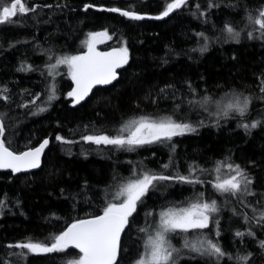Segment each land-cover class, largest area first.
Returning <instances> with one entry per match:
<instances>
[{"label": "trees", "instance_id": "1", "mask_svg": "<svg viewBox=\"0 0 264 264\" xmlns=\"http://www.w3.org/2000/svg\"><path fill=\"white\" fill-rule=\"evenodd\" d=\"M170 2L27 0L35 11L0 24V123L5 129L0 138L14 152L49 140L38 170L0 171V264L78 259L81 254L72 248L32 253L16 245L50 246L71 223L122 202L117 198L121 187L145 173L201 183L154 181L129 217L116 264L139 260L162 212L198 201L216 202L210 225L196 230L207 233L225 255L184 248L173 255L175 264H264V34L248 19L258 18L264 0H187L160 19L121 14L158 16ZM226 26L239 35L229 34ZM99 32L111 37L104 48L127 49L129 63L112 85L96 87L72 107L69 69L57 60L78 55L89 34ZM232 94L249 100L243 115L234 110L224 115L221 100ZM140 117L171 118L195 131L131 150L83 139L127 136L120 129ZM228 164L239 165L251 180V195L222 194L213 187L217 176L235 175ZM197 231L177 230L170 236L175 240V235Z\"/></svg>", "mask_w": 264, "mask_h": 264}, {"label": "snow or ice", "instance_id": "2", "mask_svg": "<svg viewBox=\"0 0 264 264\" xmlns=\"http://www.w3.org/2000/svg\"><path fill=\"white\" fill-rule=\"evenodd\" d=\"M186 3L187 0H172L166 4L161 15L155 18L166 17ZM32 11H35V8L29 7L27 0H7L6 3H0V24L12 23L13 18L27 15ZM110 11L121 12L120 9L116 8L110 9ZM121 14L131 19H143L142 16L130 11H122ZM248 19L250 23L258 25L264 34V10L259 11L258 18L249 16ZM226 31L233 36L239 35L231 26H226ZM251 35L249 33L250 37ZM105 39H111L107 32L91 33L85 42L87 46L85 54L65 56L57 60V65L65 64L68 66L69 74L75 82V88L68 93L70 97H74L75 103H79L88 96L95 85H105L115 80L117 78L116 69L127 63L126 48L113 49L110 52L96 50V44L103 43ZM261 90L264 91V87ZM52 98V96L49 97V99ZM248 105L249 100L247 98L243 101L237 99L235 103L227 104L224 115H228V110H234L243 115L247 111ZM43 110L40 109V111ZM243 126L248 127V125ZM252 127H256V124H252ZM4 131V125L0 123V137L4 135ZM192 131L195 129L191 125L177 123L171 118L153 120L149 117H140L120 129L121 133L127 132V136L123 134L114 137L88 135L84 136L83 139L95 144L114 145L117 148L127 146L131 150L134 147L171 140L174 136ZM56 139L62 140L63 138L57 136ZM47 144L48 140H45L34 150L16 154L5 146L3 139H0V169L21 172L39 167L41 153ZM227 168L229 171H234L235 175L225 179L217 176L213 187L222 194L231 193L233 196L241 191L248 192L247 186L251 180L240 169V166L228 164ZM216 171L219 172V167ZM170 179H177L186 183H201L198 179H190L186 176L168 177L145 173L142 178L129 181L121 187L117 198L123 197L122 202L109 203L103 209L102 215L73 223L66 231L54 236L50 246L26 242L18 244L16 247L27 249L32 253H47L65 251L69 246H72L78 249L81 255L78 259L70 261L69 264H116L120 249V235L128 224L129 217L136 211L137 203L141 201L154 181ZM248 194L251 195L252 193L248 192ZM217 210L215 201L211 203L198 201L185 208L168 209L162 212L159 228L154 236H148L145 242V254L137 261V264H175L173 252L178 250L172 247L167 234L177 230L188 232L189 230L205 229L209 225V214ZM261 219L264 220V212L261 213ZM248 234L252 235L251 232ZM236 235L243 236L244 233L237 232ZM261 246H264V242H261ZM184 247L201 255H215L218 258L225 255L218 244L206 238L194 242L185 240ZM238 259L246 261L247 257H239Z\"/></svg>", "mask_w": 264, "mask_h": 264}, {"label": "water", "instance_id": "3", "mask_svg": "<svg viewBox=\"0 0 264 264\" xmlns=\"http://www.w3.org/2000/svg\"><path fill=\"white\" fill-rule=\"evenodd\" d=\"M107 10H110V8H108ZM172 13V12H171ZM170 13V14H171ZM135 14H137V15H139V16H142L143 17V19H145V18H151V19H156L155 17H157V16H150V15H144V14H138V13H135ZM169 14V15H170ZM168 15V16H169ZM158 16H160V15H158ZM167 17V16H166ZM164 18V17H163ZM109 41H110V39H105V41L103 42V43H97L96 44V50L97 51H99V52H110V51H112L113 49H119V48H121V47H118V46H111V47H107V48H102V47H105V46H107L108 44H109ZM87 52V47L81 52V53H79L78 55H83V54H85ZM127 56H128V59H127V63H125V64H123L121 67H119V68H117L116 69V73H117V78L115 79V80H113L111 83H109V84H105V85H95L93 88H92V90H91V92L96 88V87H107V86H110V85H112L117 79H118V77H119V71L120 70H122L123 68H125L127 65H128V63H129V54H128V52H127ZM70 82H71V88H70V92L75 88V82L72 80V78L70 77ZM91 92L88 94V96H86L83 100H81L79 103H75V99H74V97H70V105L72 106V107H76V106H78V105H80V104H82L89 96H90V94H91ZM1 139V138H0ZM45 140H48L47 138H45V139H43L40 143H38L37 145H35L34 147H31V148H27V149H24V150H22V151H20V152H14V153H16V154H20V153H23V152H26V151H29V150H34V149H36V148H38ZM48 145H49V140H48V144H47V146L43 149V151H42V153H41V156H40V166H41V160H42V157H43V154H44V152H45V150L48 148ZM10 150V149H9ZM10 151H12V150H10ZM40 166L39 167H37V168H32V169H28V170H25V171H21V172H13L11 169H0V171H11V172H13V173H15V174H18V173H29V172H33V171H36V170H38L39 168H40ZM102 215V214H101ZM97 216H99V215H97ZM94 217H96V216H93V217H87V218H83V219H80V220H84V219H91V218H94ZM77 221H79V220H77ZM77 221H75V222H77ZM75 222H73V223H75ZM73 223H71L70 225H68L65 229H64V231H66ZM125 229V228H124ZM63 231V232H64ZM124 232V231H123ZM123 232L121 233V235H120V240H121V236H122V234H123ZM69 248H72V249H75L74 247H72V246H69ZM75 250H77V251H79L78 249H75ZM119 253V252H118ZM117 258H118V255H117ZM117 261V260H116Z\"/></svg>", "mask_w": 264, "mask_h": 264}, {"label": "rangeland", "instance_id": "4", "mask_svg": "<svg viewBox=\"0 0 264 264\" xmlns=\"http://www.w3.org/2000/svg\"><path fill=\"white\" fill-rule=\"evenodd\" d=\"M238 95H236V94H232V95H230V96H225L224 98H222V100H221V106L223 107L222 108V111L224 112V110L226 109V106H227V104H229V103H235L236 101H237V99H238ZM223 101H226L225 103H223ZM228 111H230V110H228ZM228 177H230L231 175H227ZM188 206H190V205H188ZM188 206H185V207H188ZM185 207H182V208H185ZM167 211V210H166ZM211 214V213H210ZM210 214H209V217H210ZM159 221H160V217H159V219H158V222H157V224L158 225H155V227H154V230L153 231H151L150 233H148L147 234V236H146V240H147V238H148V236H154L155 235V233H156V231L158 230V228H159ZM209 225H210V219H209ZM208 225V226H209ZM199 230V229H198ZM190 231H192V230H189V232ZM195 231H197V230H195ZM184 236V237H183ZM182 237V241H183V243H185V240H188V241H190V242H194V241H197V240H200V239H209V240H211L210 239V236L207 234V233H204V232H198L197 231V233H194V234H191V235H188V234H186V233H180V234H178V235H175V240L170 236V233H168L167 234V238L170 240V242H171V245H172V247L173 248H175V249H177L178 251H176V252H174V256L175 255H179V254H181L183 251H184V245L183 244H181V243H179L178 244V242L179 241H181V239H179V238H181ZM178 239H179V241H178ZM176 241V242H175ZM178 241V242H177ZM146 242V241H145ZM186 249H188V248H186ZM145 251L146 250H144L143 252H142V254H141V256L139 257V259L145 254ZM138 261V260H137ZM137 261H136V263L135 264H137Z\"/></svg>", "mask_w": 264, "mask_h": 264}, {"label": "bare ground", "instance_id": "5", "mask_svg": "<svg viewBox=\"0 0 264 264\" xmlns=\"http://www.w3.org/2000/svg\"><path fill=\"white\" fill-rule=\"evenodd\" d=\"M158 225V224H157ZM154 230V229H153ZM192 259V258H191Z\"/></svg>", "mask_w": 264, "mask_h": 264}]
</instances>
